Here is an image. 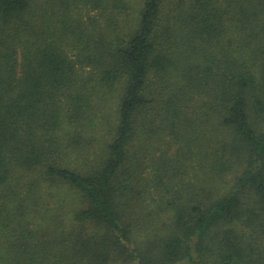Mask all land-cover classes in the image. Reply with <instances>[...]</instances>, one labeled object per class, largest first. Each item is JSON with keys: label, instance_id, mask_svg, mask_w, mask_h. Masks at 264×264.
Instances as JSON below:
<instances>
[{"label": "trees", "instance_id": "obj_1", "mask_svg": "<svg viewBox=\"0 0 264 264\" xmlns=\"http://www.w3.org/2000/svg\"><path fill=\"white\" fill-rule=\"evenodd\" d=\"M0 264H264V0H0Z\"/></svg>", "mask_w": 264, "mask_h": 264}]
</instances>
